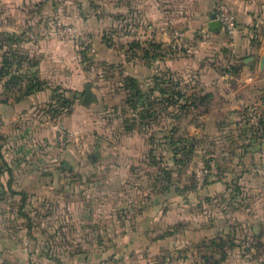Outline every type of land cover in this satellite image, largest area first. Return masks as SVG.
Instances as JSON below:
<instances>
[{
	"label": "rangeland",
	"instance_id": "1",
	"mask_svg": "<svg viewBox=\"0 0 264 264\" xmlns=\"http://www.w3.org/2000/svg\"><path fill=\"white\" fill-rule=\"evenodd\" d=\"M87 7L0 0V234L26 244L29 264H264V18L242 46L236 34L177 28L193 50L129 47L134 68L147 64L150 76L131 88L127 66L92 56ZM58 20L75 33H58ZM101 37L113 46L114 31ZM42 53L59 55L65 74L90 72L94 100L81 103L83 86L76 96L39 78L50 100L30 105L25 84L35 83ZM160 89L186 98L169 104ZM73 110L70 128L61 117ZM143 215L163 217L165 244L115 251V219Z\"/></svg>",
	"mask_w": 264,
	"mask_h": 264
},
{
	"label": "crops",
	"instance_id": "2",
	"mask_svg": "<svg viewBox=\"0 0 264 264\" xmlns=\"http://www.w3.org/2000/svg\"><path fill=\"white\" fill-rule=\"evenodd\" d=\"M219 3L226 4L234 13L237 21L235 43L242 46L247 35H249L248 29L254 24L257 26L262 24L264 0H93V2L88 0L86 21L83 23L84 32L88 37L92 56L95 54L94 57L99 61H116L120 63V67L127 66L129 69L128 74L137 80L144 79L148 86L150 79L149 66L146 64L140 69H135V66H138L134 63L136 57L133 53L128 56L130 50L133 49L129 47L138 45H146L148 47L156 41L165 43L169 41L168 32L172 27L209 30V15L215 11L216 5ZM107 31H114L115 39L112 47H109L101 37ZM210 32L219 34L223 31L220 28ZM58 58L59 55H52V53L38 55L36 57L37 60H35L37 77L45 80L48 85L55 83L65 88L73 89L75 90V95L79 96L81 94L80 88L82 86L85 87L90 82L91 79L88 81L87 78L90 77L91 73H85L82 68H78L74 72L71 71L65 74L61 71L59 65H56L59 62ZM148 58L147 55V61ZM260 62H263V59ZM153 74L154 70L151 68L150 75L153 76ZM103 76L101 80L108 78V75ZM89 84L92 85L91 83ZM246 91V88H242L241 91H234L236 96L233 103L236 100L237 108H240L239 105L243 104L239 97L240 92L245 93ZM108 96L106 95L104 98V109L107 110L112 107ZM48 100H50V93L47 86L26 96V101L30 105L36 103L40 104V106H45ZM93 100L92 94L91 101ZM9 108L11 112H15L18 105L12 104ZM233 115H235L233 120L238 121V124H241V121L244 122V119H240L242 115H239L238 111H234ZM48 117L50 118L51 116ZM75 118V111L73 110L62 116L61 120L66 126L72 128ZM232 124L234 125L235 122ZM257 150L259 155H261L260 144ZM250 151H254L251 146L246 149L245 153ZM115 170H118V167ZM121 189H116L118 194ZM162 219L163 217H145V215L142 217L116 218L115 251L128 253L132 250H138V252L142 250L143 252L144 250L148 251L152 248L159 249L162 247L167 238L162 232L158 233L163 224ZM29 263L30 257L26 244L19 240H11L9 237L0 234V264Z\"/></svg>",
	"mask_w": 264,
	"mask_h": 264
},
{
	"label": "built area",
	"instance_id": "3",
	"mask_svg": "<svg viewBox=\"0 0 264 264\" xmlns=\"http://www.w3.org/2000/svg\"><path fill=\"white\" fill-rule=\"evenodd\" d=\"M215 13H216L215 18L219 21L221 30L227 35L234 36L237 31V21L234 13L224 3H219L216 5ZM56 26L58 33H66L71 35L76 31L74 25L73 26L62 25L59 20L56 22ZM209 32L210 31L207 29L204 30L202 36L206 38L209 35ZM168 37H169V44L171 45V47L179 50L181 49H185L187 51L193 50L192 45L187 41L185 30L177 29V28L170 29L168 32ZM65 136L67 135H65L64 131L59 132L60 139H63ZM110 264H126V263L111 262Z\"/></svg>",
	"mask_w": 264,
	"mask_h": 264
},
{
	"label": "trees",
	"instance_id": "4",
	"mask_svg": "<svg viewBox=\"0 0 264 264\" xmlns=\"http://www.w3.org/2000/svg\"><path fill=\"white\" fill-rule=\"evenodd\" d=\"M32 63L35 64V61H33ZM36 73L37 72L35 71L34 75H33V78H32V80H34L33 82H35V83L32 84V85L29 84V83L25 84V91H24L25 95H29L31 93H34V92H36L38 90H41V89H43L44 87L47 86V85L44 84L43 81H41V80H40V82L38 81L39 78L37 77ZM136 82H137V79L132 77L131 78V88H135L136 87V84H135ZM151 91H152L151 89L150 90L148 89L146 92H142V91H139V89L136 88V92L135 93L138 95V97H144L145 98V97H147L150 94ZM159 92L164 94V93L167 92V90L160 89ZM167 93L168 94L170 93L169 97L166 99L169 104H177V100L179 98H186V97H184V93H182L180 90H177V91L172 90L171 92L169 91ZM178 105L180 106V103H178ZM147 112H148V109H145L144 111L141 112L142 118H145L146 116H148Z\"/></svg>",
	"mask_w": 264,
	"mask_h": 264
},
{
	"label": "water",
	"instance_id": "5",
	"mask_svg": "<svg viewBox=\"0 0 264 264\" xmlns=\"http://www.w3.org/2000/svg\"><path fill=\"white\" fill-rule=\"evenodd\" d=\"M216 16V13L215 11L212 12L210 15H209V21H208V29L210 31H214V30H219L220 29V23L219 21L215 18ZM90 84L87 83L84 87V93L82 95V99H81V103L83 105L89 103L91 101V96H92V91L90 89ZM65 163V161H63Z\"/></svg>",
	"mask_w": 264,
	"mask_h": 264
}]
</instances>
